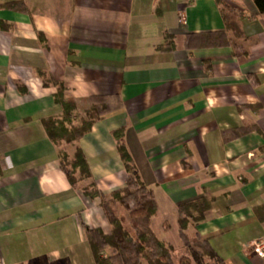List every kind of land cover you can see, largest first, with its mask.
<instances>
[{"label": "crops", "instance_id": "1", "mask_svg": "<svg viewBox=\"0 0 264 264\" xmlns=\"http://www.w3.org/2000/svg\"><path fill=\"white\" fill-rule=\"evenodd\" d=\"M15 1L24 9L4 6ZM39 71L63 83L74 122L91 96L108 100L62 146L82 150L100 193L126 184L113 136L123 128L159 239L185 248L178 205L202 197L185 232L227 264H264L249 253L264 236V16L252 0H0V264H95L84 227L110 225L100 197L60 168L42 119L61 107Z\"/></svg>", "mask_w": 264, "mask_h": 264}, {"label": "trees", "instance_id": "2", "mask_svg": "<svg viewBox=\"0 0 264 264\" xmlns=\"http://www.w3.org/2000/svg\"><path fill=\"white\" fill-rule=\"evenodd\" d=\"M258 11L264 16V0H252ZM11 8L24 9L22 1L4 4ZM226 23L237 32L236 24L230 7L222 9ZM230 22V23H229ZM169 35H165V45L159 49H168ZM44 85L56 87L53 99L61 107L59 117L42 119L43 127L48 138L58 147L60 168L64 171L68 181L74 187H79L89 198L100 197V204L110 225V233L105 234L100 228L84 227L85 236L92 251L95 264H175L172 260L173 246L159 239L150 226V219L157 210V205L150 189L138 178L135 165L126 149L123 140V128L113 131L116 147L124 167L128 172L125 186L105 196L96 188L82 150L75 146L69 155L62 146L77 141L89 131L91 125L110 110L106 97L93 95L90 104L82 113L78 122H74L73 114L76 109L74 100L64 98V85L53 80L46 71H39ZM134 205L130 206V201ZM121 204L128 210L131 230L122 224L121 218L115 213L112 205ZM112 204V205H111ZM208 203L204 198L178 205V230L187 255L179 257L177 264H227L220 258L206 239L197 232L190 236L185 230L190 222L195 223L207 209ZM195 212V214H194ZM206 259L210 260L206 261Z\"/></svg>", "mask_w": 264, "mask_h": 264}, {"label": "rangeland", "instance_id": "3", "mask_svg": "<svg viewBox=\"0 0 264 264\" xmlns=\"http://www.w3.org/2000/svg\"><path fill=\"white\" fill-rule=\"evenodd\" d=\"M116 204H118V207L120 208V210H122L121 213H124V218H125V219H123V225H124V227L127 228L128 230L132 231V230H131V227H130V218H129V215H127V214H128V210L125 209V208H124L121 204H119V203H115V204H113V205L111 204L112 207H113V209H114V211H115V213H116L118 216H119V212H118V209H117V205H116ZM129 204H130L131 207L134 205V203H133L132 200L130 201ZM155 228H156V230L158 231L157 226H155ZM173 248H174V247H173ZM187 254H188V251L186 250V248L180 247V248H178L176 251H174V249H173L172 254H171V256H172V260H173V262H174L175 264H177V263H178V259H179V257H181V256H183V255H187ZM206 261L211 262V261L208 260V259H206ZM192 264H195V263L192 262Z\"/></svg>", "mask_w": 264, "mask_h": 264}, {"label": "built area", "instance_id": "4", "mask_svg": "<svg viewBox=\"0 0 264 264\" xmlns=\"http://www.w3.org/2000/svg\"><path fill=\"white\" fill-rule=\"evenodd\" d=\"M249 253L252 258H264V236L250 242Z\"/></svg>", "mask_w": 264, "mask_h": 264}]
</instances>
